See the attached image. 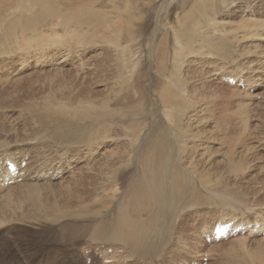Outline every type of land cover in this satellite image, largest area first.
Instances as JSON below:
<instances>
[{"label": "bare ground", "instance_id": "6f19581e", "mask_svg": "<svg viewBox=\"0 0 264 264\" xmlns=\"http://www.w3.org/2000/svg\"><path fill=\"white\" fill-rule=\"evenodd\" d=\"M116 1L0 0V7L6 4L21 11L12 23L3 28V32L10 29L12 36L21 34L24 29L35 30L44 21L48 25L58 22L62 30L73 36L69 39L71 43L62 47L76 49L82 42L86 46L106 33L116 31L113 52L122 87L121 93L113 98L89 99L82 94L72 96L62 92L64 88H70L62 82V78L72 76L68 75L71 73L69 70L66 74L58 70L42 77L49 87L46 98L53 99L39 116L42 121L40 127L48 128L47 122L52 133L42 135L44 130H39L41 137L32 140L37 144L34 153L25 150L27 143L22 144L24 151L17 155L12 154L10 149L0 151V199L17 197L11 204L9 197L5 200L10 205L7 202L3 205L0 201V228L11 221L27 227L26 218L40 231L48 228V247L44 251L31 250L30 253L29 250V261L36 264H56L59 261V257L52 253L51 242L56 247H64V244L84 237L96 242L104 240L108 244L84 245L81 248L84 264H207V255L210 254L206 243L209 246L237 237L264 235L262 208L253 209V220L249 221L250 216L228 207L215 218L202 220L197 229L193 222L199 210L186 214L203 203L219 208L232 200L225 193L227 189L224 183L215 179L214 174L205 171L200 175L196 171L198 165L195 161L204 154L202 151L198 153L199 149L205 148L201 144L211 139L203 137L201 132L204 129L192 132L195 121L187 120L197 106L190 107L183 98L186 95L187 100H193V94L180 92V86L176 85L178 79L173 77V72L186 64V48L192 50L196 44L209 51L224 53L225 47H228L225 38L227 28H224V24L221 26V21L216 17L221 14L217 3L227 0H127L129 7L123 11L114 5ZM233 1L251 6L248 0ZM228 14L225 13L229 17ZM260 19L250 18L245 22L255 24L257 27H253L258 29L264 22ZM150 22L155 28L154 35L163 37L155 42L161 45L156 69L151 66L146 70L137 65L141 51L135 39L138 32H145ZM262 32L263 36L264 28ZM65 53L68 59L73 57L70 51ZM58 58L62 59L61 56ZM35 60L39 64L42 62L41 59ZM39 68L43 69L41 64ZM103 73L106 80H110V76ZM218 78L226 79V85L232 84L240 91L249 92L252 87V83L240 73L219 71ZM156 88L158 91L154 92ZM160 91L167 103L154 107L153 99ZM66 96L72 98V102L68 103ZM112 101L117 106H111ZM166 104H169L170 110L163 108ZM32 110H42V107ZM115 120L118 125L117 137L111 142L107 129L109 123ZM193 137L202 139V142L193 141ZM107 139L111 142L110 147L116 144L112 148L103 146ZM100 148H104L101 153ZM71 150L76 155L74 160H83L85 164L63 163L60 157ZM52 152L57 153L60 159H51ZM32 155L36 161L33 159L34 163L30 164ZM72 156L73 153L66 156L68 161L73 159ZM200 166L203 170L204 164ZM69 170L73 175L65 179L64 173ZM59 179L61 184H50V190L44 186L29 188L25 185L26 182H53ZM237 194L236 190L234 196ZM184 214L188 217L181 222ZM227 225V232L218 237L215 232L217 226ZM33 234L36 236V232ZM112 243H118L121 247L118 244L119 247L111 246ZM129 251L136 254L142 252L141 255L147 256ZM170 259L175 261L171 263Z\"/></svg>", "mask_w": 264, "mask_h": 264}, {"label": "rangeland", "instance_id": "374dc122", "mask_svg": "<svg viewBox=\"0 0 264 264\" xmlns=\"http://www.w3.org/2000/svg\"><path fill=\"white\" fill-rule=\"evenodd\" d=\"M126 1L117 0L114 5L123 11L129 7ZM248 2L251 4L250 7L242 3L240 5L236 4L237 2L233 0L217 3L221 14L217 15L216 18L221 21V26L224 24V28H227L225 29V38L228 41V47H225L224 53L209 51L195 44L192 50L185 49L186 58L188 57L186 64L173 72V77L178 79L176 85L180 86L178 88L179 91L193 94V100H187L185 98L186 95L183 100L190 107L193 105L197 106L196 110L199 111L195 110L189 116L190 119L187 120L189 122L195 121L196 125L193 126L192 132L203 131L202 129H204L201 132L203 137L206 136L207 139L209 137L212 140L201 144L205 148L204 150L199 149L198 153L202 151L204 154L201 155L203 157L200 160L195 161L196 166L198 165L196 171L198 174L201 173L200 175L205 171L214 174V178L223 182L226 186L227 190L225 193L232 197L231 202H225L219 208L217 205L203 203L197 208L188 211L186 214L199 210L193 222L196 229L202 223V220L213 219L219 215V212L226 211L228 207H231L233 211L240 210L243 214L250 216L249 221L253 220L251 217L254 212L253 209H264V50H262L264 49V35L262 36L264 22L262 27L259 28L258 26V29H255L257 27L255 24L245 22V20L248 21L250 18L256 20L261 18L260 20L264 21V0H248ZM145 8L148 9L149 6H145ZM226 12L230 13L228 14L229 17L225 15ZM20 13V9L13 6L8 7L5 4L0 7V151L10 149L9 151L13 152L12 154L24 151L22 150L23 143H27L26 151L34 153L37 144L33 143L32 140L41 137L39 130H44L42 135H50L52 133L47 122L45 124L48 128L41 129L42 121L39 118L53 99L52 97L46 98V92L49 87L48 82L42 78L46 74H52V72H58V70H62L66 74L69 70L71 73H68V75L72 74V76L62 78V82L68 84L70 88L68 90L64 88L62 92H68L72 96H76V94L80 96L82 94L84 98L105 100L120 94L122 90L117 58L113 52V41L116 36L114 32L116 31L106 33L105 36L92 42V44L85 46V43L82 42L83 45L81 44L78 48L72 49L69 46L62 47V45L71 43L70 40L73 36L62 30L58 22L48 25L44 21L35 30L24 29L21 33L22 35L17 33L16 36H12L10 29H5L3 32V28L12 23L15 16ZM245 17L248 19H245ZM119 23L115 24V26L117 27ZM231 24L234 26H231ZM246 25L250 26L247 27ZM152 26L153 24L150 22L145 32H138L135 39L141 51L137 65L138 67H145L146 70V67L149 70L151 66L156 69L161 45H156L155 42L163 37L155 36V28L153 27V31ZM17 28L22 29L18 26ZM76 31L78 32V30ZM146 47L147 49H145ZM67 50L73 53L72 58H67L68 54L65 53ZM58 56H61L62 59L58 58ZM34 58L41 59L42 62L40 64L43 69L39 68L40 64L36 63L38 60ZM161 61H164V59L161 58ZM100 71L101 73L98 74ZM219 71L243 74L245 79L252 83V87L249 88L250 91H240L238 87L232 84L226 85V79L222 78L219 80ZM103 72L110 76V80H106ZM256 77L259 78L257 79ZM20 80H24V82L18 84ZM110 82H112V90H110ZM163 87L164 89L167 88V86ZM153 90L154 92L158 91L157 88ZM148 94L150 95L149 92ZM66 100L68 103L72 102V98H68V96H66ZM153 101L154 107L167 103L161 96V91ZM112 102L111 106H117L114 101ZM37 107H42V110H32ZM163 108L165 110L171 109L169 104H166ZM191 117L193 120H191ZM109 124L107 135L112 142L117 137L115 136L118 131L117 120ZM197 126L202 128L198 127V129ZM188 135L189 133H187L186 138H188ZM108 139L103 146L108 145L110 147L111 142ZM192 140L198 143L202 142V139L199 140L197 137H193ZM193 143L190 142V144ZM103 149L100 148V153ZM71 153H73V159L68 161L66 156ZM74 153L73 150L68 151L63 153L60 158H62L63 163L70 162L69 165L72 163L77 166L85 164L83 160L76 162ZM60 158L57 153L52 152L51 159H56L57 161ZM33 159L36 161V158L32 155L29 160L30 164L34 163ZM231 160L233 163H231ZM202 164H204L203 170L200 166ZM234 164L238 165V168ZM233 168L235 169L234 172L232 171ZM72 175L71 170H69L64 173L63 177L66 179L72 177ZM59 181L60 179L53 182L50 181L52 183L49 181L26 182L25 185L29 188H42L44 186L46 190H50L52 186L50 184L54 183V186H58V184H61ZM20 184L23 183L18 185ZM236 190L238 194L234 196ZM8 197L10 204L13 199H17L15 196ZM8 197H4L5 199L1 198V203L7 202L5 200ZM186 214L180 219L181 222L186 221L188 217ZM26 221L27 227L17 223V221L1 225L0 264H36L34 261H29V250L30 253L31 250L32 252L34 250L44 251L48 247L47 235L49 234V229L42 228V231H40L38 227L32 224L30 219L26 218ZM34 232H36V236H34ZM90 243L108 245L104 240L96 242L90 237L71 241L64 244V247H56L51 242L54 246L51 247L53 249L52 253L54 252L53 254L59 257V261L56 264H84L82 262L81 248ZM117 244L112 243L110 245L119 247L120 244H118L119 246ZM207 245L206 243V249L210 254L207 255V264H264V235L253 238L237 237L226 242L209 245L210 247ZM124 248L129 250L127 247ZM129 252L135 255L147 256L141 255L142 252L137 254ZM15 255L16 257H14ZM169 261L172 263L175 259H170ZM86 264L90 263L87 262Z\"/></svg>", "mask_w": 264, "mask_h": 264}]
</instances>
